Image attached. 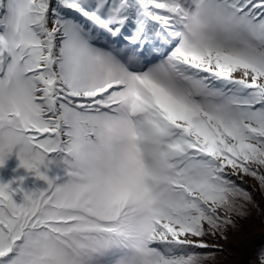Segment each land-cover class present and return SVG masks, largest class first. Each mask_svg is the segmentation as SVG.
Instances as JSON below:
<instances>
[{
    "label": "snow or ice",
    "instance_id": "1",
    "mask_svg": "<svg viewBox=\"0 0 264 264\" xmlns=\"http://www.w3.org/2000/svg\"><path fill=\"white\" fill-rule=\"evenodd\" d=\"M13 153L0 264H209L264 190V0H0Z\"/></svg>",
    "mask_w": 264,
    "mask_h": 264
},
{
    "label": "trees",
    "instance_id": "2",
    "mask_svg": "<svg viewBox=\"0 0 264 264\" xmlns=\"http://www.w3.org/2000/svg\"><path fill=\"white\" fill-rule=\"evenodd\" d=\"M237 182L253 194L256 204L251 206L247 218L237 220L238 227L228 232L226 240L207 241L216 253L209 264H255L259 253L264 250V190L250 177ZM216 245L220 246L219 250Z\"/></svg>",
    "mask_w": 264,
    "mask_h": 264
},
{
    "label": "rangeland",
    "instance_id": "3",
    "mask_svg": "<svg viewBox=\"0 0 264 264\" xmlns=\"http://www.w3.org/2000/svg\"><path fill=\"white\" fill-rule=\"evenodd\" d=\"M20 176L25 177L23 184L25 191L43 190L47 187L44 181L38 180L34 175L27 173L22 168H19V160L17 159L15 153H13L4 167L0 168V178L2 179V181L0 182L7 183L9 181L17 179ZM13 187H15V185H13ZM13 199L17 203H21L23 201V193H18L13 197ZM249 243L250 241L247 242L246 245H248Z\"/></svg>",
    "mask_w": 264,
    "mask_h": 264
},
{
    "label": "bare ground",
    "instance_id": "4",
    "mask_svg": "<svg viewBox=\"0 0 264 264\" xmlns=\"http://www.w3.org/2000/svg\"><path fill=\"white\" fill-rule=\"evenodd\" d=\"M5 170V169H4ZM0 181H2V179L0 178Z\"/></svg>",
    "mask_w": 264,
    "mask_h": 264
}]
</instances>
